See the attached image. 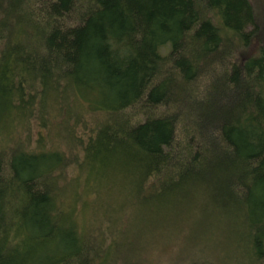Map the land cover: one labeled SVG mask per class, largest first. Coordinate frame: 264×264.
I'll list each match as a JSON object with an SVG mask.
<instances>
[{
    "label": "trees",
    "instance_id": "1",
    "mask_svg": "<svg viewBox=\"0 0 264 264\" xmlns=\"http://www.w3.org/2000/svg\"><path fill=\"white\" fill-rule=\"evenodd\" d=\"M261 1L0 0V264H264Z\"/></svg>",
    "mask_w": 264,
    "mask_h": 264
},
{
    "label": "rangeland",
    "instance_id": "2",
    "mask_svg": "<svg viewBox=\"0 0 264 264\" xmlns=\"http://www.w3.org/2000/svg\"><path fill=\"white\" fill-rule=\"evenodd\" d=\"M242 1V0H240ZM261 0H259L260 2ZM256 4L259 6V2L255 0ZM262 2V1H261ZM244 8V9H243ZM241 10H236V21L234 24L240 27L242 33L250 34L257 30L256 25L253 23L248 11L245 7ZM264 46V34L262 35V40L260 43ZM258 48L257 43H255L252 48L248 51L250 53H255ZM189 230L187 229L186 234L184 230L180 231L179 234L174 235V238L170 241L160 240L153 242L148 247H146L145 257L147 264H187V259L191 256L189 245ZM188 251V253L186 252Z\"/></svg>",
    "mask_w": 264,
    "mask_h": 264
}]
</instances>
